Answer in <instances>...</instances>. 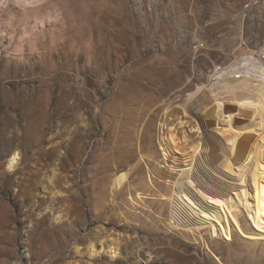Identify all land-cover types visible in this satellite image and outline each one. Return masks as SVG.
I'll use <instances>...</instances> for the list:
<instances>
[{
    "label": "rangeland",
    "instance_id": "374dc122",
    "mask_svg": "<svg viewBox=\"0 0 264 264\" xmlns=\"http://www.w3.org/2000/svg\"><path fill=\"white\" fill-rule=\"evenodd\" d=\"M74 1L65 0L66 10L71 14L76 6V15H83ZM253 1L110 0L113 20L105 27H100L97 10L89 24L83 23L84 15H69L57 27H63L77 47L86 42L85 49H99L102 39L96 32L103 31L111 53L105 59L95 54L92 70L86 68L81 77L74 69L39 74L24 67L23 72L2 76L7 53L18 47L5 48L9 41L0 36V264H264L261 242L239 235L231 241L212 240L204 234L205 243L177 228L183 215L177 210L190 200L186 160L204 139L203 123L195 114L208 108L215 94L232 98L221 83L240 80L232 75L218 80L215 68H230L243 55L264 49V2L246 8ZM233 29H238L237 48L229 45ZM184 39H189L187 46L181 43ZM28 53L27 47L26 61ZM78 85L93 96L85 107L88 131L74 108ZM98 98L102 108L97 119L89 113ZM73 125H81L80 135L73 133ZM171 133L176 144L170 141ZM12 155L22 161L17 172L9 174ZM203 162L199 166L205 172ZM123 173L128 180L116 189L114 179ZM43 184L66 193L58 208L69 212L63 223L41 220L33 210L38 201L50 203L42 198ZM137 192L147 197L135 206L130 198ZM163 195L170 202L162 201ZM91 243L98 251L95 257L88 251Z\"/></svg>",
    "mask_w": 264,
    "mask_h": 264
},
{
    "label": "bare ground",
    "instance_id": "6f19581e",
    "mask_svg": "<svg viewBox=\"0 0 264 264\" xmlns=\"http://www.w3.org/2000/svg\"><path fill=\"white\" fill-rule=\"evenodd\" d=\"M76 1H74L75 5L76 3H78V7L82 9L81 11H83L84 16L81 15L80 13L76 15L77 13L75 10L76 6L72 8L73 11L71 12V14H69V12L66 10L64 5V3L67 2V1L65 2V0H0V36H2V38H7L9 41V46H6L5 48L9 47L8 49H10L12 47L14 49L13 46L18 47V50L15 48L18 52L16 50L13 51L12 49L13 52H9V54L7 53L8 56H6V60H5L6 62L2 71V76L7 75L11 71H14L16 73L15 70H19L20 68L24 67V69H28L31 72L38 71V73L40 72V73H48V74L51 70L55 71V69H59L58 72L61 70L70 71L71 69H74L77 77H81L83 76V72L85 71L86 68L92 70L93 68L92 59L95 54L101 56L103 59H105V57L109 55L110 50L106 48L107 46L105 47L106 38L104 36L105 34L103 33V31L96 32L99 33L98 35H100V36L96 35L98 37V40L100 37H101L100 39L102 40H101L100 48L94 50L92 47L89 49H85L86 42H82L80 46L77 47L74 39H71L69 37L70 35L67 34V32H65L64 28L57 27L60 21L66 20L67 18H69V15L72 16V18H74L79 16V14L81 17L82 16L84 17L83 23L86 22V24L87 23L89 24L93 20L92 14L94 10H97L99 12L98 20L100 27L101 25L103 27L107 26L113 20L109 11L110 0H76ZM259 15L263 16L262 14ZM180 20L182 23H184V18H181ZM116 22L117 21H115V23ZM26 26H29L30 29L27 30V28L29 27ZM22 27L23 28L26 27V30L25 28L22 29ZM236 30L235 29L232 30L234 31L232 33V38L231 36L228 35L231 38L229 39L231 44L228 41V39H226V43L228 41L229 45H234L236 41V38L238 36V32ZM47 32H49L50 35L49 39H48V35L46 37ZM38 33H41V35L43 34L42 36L44 37H42L41 39V35L40 34H39L40 36L37 35ZM116 33L115 36L120 37L117 36ZM228 36L226 35V37ZM92 39L95 38H93L92 36ZM0 40H3L4 42V39H0ZM187 40L189 39H184L183 41H181L182 45L187 46ZM89 42L90 44L92 43V41ZM3 44L5 45V43ZM27 47L29 50L28 53L29 55L27 57L28 58L27 61L29 62L28 64L27 61L24 60L25 58L23 56L24 50ZM235 47L237 48V46ZM255 52L259 54V56L262 58L264 54V49L263 50L260 49ZM254 53L248 56L243 55V58L241 60H244L245 63L250 64V62H253L256 59L253 58ZM106 60L108 61L107 58ZM106 60L104 61L106 62ZM233 67L235 68L236 66L234 65ZM91 73L94 74L93 71ZM62 74L64 75V73H61L60 75L62 76ZM216 74L218 75V76L216 75L218 80L221 78H222L221 80L223 79L227 80V76H231L230 74H232V65L230 66V68L225 69L224 74L220 72H216ZM234 75L235 76L232 75V77L230 78L232 79L235 78L240 80L233 81L232 79L228 78L229 79L228 81L232 80L233 82L231 81V82L221 83L223 92L224 89L225 91L228 89L227 91L230 90L229 92L233 93L234 96L226 100L225 99L226 96L222 97V95L218 96V94H215L217 96L214 95V98L211 100V102L209 101L210 102L209 107L204 109L202 112L199 111L196 112L195 114L196 119L199 120V121L197 120L199 124L203 123L201 124L203 127L201 133H203L204 139H202L203 140L202 143H198L197 145H194V147L191 146L193 147L192 153H190L191 156L188 158L189 160H186L189 161L187 167L188 173H187L186 185L190 193V200L188 201V203L186 202L185 205H182L177 210L178 211L177 215L183 213L181 219L177 224V228L178 230L180 229L182 233L189 234L190 237H192L193 239L205 243L207 242L206 239L204 238V234L209 235L212 240L225 239V241L226 240L231 241L234 239V236L239 235L242 237V239L243 238L245 240L248 239L255 244L256 243L260 244L259 242H261L264 245V74L262 72H259V74L256 75L245 74L243 76L241 75L239 76L236 73ZM65 76L67 77V75ZM51 80H53V78ZM48 82L46 81L45 85H47ZM72 83L75 82L72 81ZM49 87H50V82L48 83V88ZM86 89L87 88H85L84 85H78L76 92L74 93L73 99L75 100L76 107L74 106V108H76V112L78 114L77 117L80 118V119L78 118L80 120V124L85 128V130L88 131L90 128V123L88 120L90 119H88L87 118L88 116L86 117L85 115V107L87 102L90 101V97L92 95L90 96L89 91L87 93ZM212 91L210 93H212ZM90 92L92 94V91ZM9 96H10L9 93H7L6 97L8 98ZM64 98L65 97H63V99ZM66 100H68V98ZM66 100L64 101L66 102ZM165 103H167L166 105H168L170 101H166ZM169 105L168 108H165L167 110L165 111L166 113L170 110ZM101 106H102L101 101L98 98L96 106H94L96 107L95 111L92 114L89 113V115H92V117L97 118V115L100 113V109L102 108ZM5 110L8 112L7 107L5 108ZM187 110L185 111L187 112ZM73 113H71L70 115H72ZM22 114H25V112L23 111ZM172 114H170V116ZM191 114L192 113L190 111V114L188 115ZM70 126L72 127L71 124ZM80 126L73 125V130H74L73 133H76L77 135V132H80L81 129ZM200 127L201 126H199V128ZM65 128L69 129L68 126ZM81 133L83 136L86 135V132L85 134L84 132ZM90 134L92 135V133ZM76 135H73L72 138L74 139ZM78 135H80V133ZM64 136L67 135L64 134ZM202 137L203 136H201V138ZM83 138L85 139V137ZM185 139H187L186 136ZM170 141L173 144L174 143L176 144L177 142V139L175 138L173 133H171L170 135ZM80 143L75 142V144H80ZM77 146L79 147V145ZM80 146H82V144ZM77 149L79 150V148H76V150ZM11 151L12 149L6 152V153L9 152L8 156L11 153ZM163 151H166V149H164ZM78 153L83 154L82 151ZM165 153H166L165 156H168L169 152H165ZM14 155H12L10 160L8 161L9 172L16 171L19 168L18 165H20L22 161V160L19 161V159H17L19 158L16 157L17 155L16 156ZM77 156L79 155L76 153L75 158H77ZM201 157L203 159L205 158L204 159L205 163L202 161L204 163L202 167H204L205 172H203L201 170V167L199 166V163H201L200 165H202ZM70 158H71L70 160L74 161L72 157ZM77 159H79V157ZM77 159L75 160L77 161ZM11 172L9 174H11ZM127 175L128 174L123 173L114 179V185H115L114 187L116 189L121 188L122 185L128 180ZM150 184L154 186L153 180H150ZM40 188L42 189L41 193L44 192L42 194V198L44 200H46V198H49L50 200L49 199L47 200L48 202L50 201V203L46 205L45 202L47 201H45L43 205L41 201H38L34 205L32 204L33 210L37 212L38 217L41 220H47L55 224L63 223L65 218L68 216L69 212L67 211V213H65L59 211L58 208L62 207L61 206L62 203L66 200L67 198L66 193L64 191L59 192L58 190L57 192H54L55 191L54 187H52L53 189H51L47 184L46 185L43 184V186ZM48 193H51V195H49ZM146 197L147 196H144L141 193L138 194L137 192L135 198L131 196L130 199L133 205L136 206V205H140L144 201V199H146ZM161 200L162 201L168 200V202H170V199L166 195H163ZM165 226L169 228L168 224H166ZM172 226L175 227L174 223L172 224ZM172 231H177V230L175 228H172ZM88 247H89L88 251L90 253V256L95 257L98 254L97 253L98 251H96L95 248V244L91 243L90 246ZM111 252L113 255H116L117 253L116 248L115 249L111 248Z\"/></svg>",
    "mask_w": 264,
    "mask_h": 264
},
{
    "label": "built area",
    "instance_id": "2783aa9c",
    "mask_svg": "<svg viewBox=\"0 0 264 264\" xmlns=\"http://www.w3.org/2000/svg\"><path fill=\"white\" fill-rule=\"evenodd\" d=\"M259 0H254L251 3L246 4V8L247 7H251L252 5H256V2ZM260 2H264V0H260ZM259 3V2H258ZM252 54V53H251ZM252 58V57H250ZM253 58H256L253 62L249 63H245L244 60H238L237 63H235L234 65L236 66L235 68L232 66V74L230 75H234L235 73L237 75H245L246 73H248L249 75H256L259 74V72H262L264 74V55L262 56V58L259 56V54H255ZM241 59V58H240ZM216 72H220V73H225V66H218L215 68Z\"/></svg>",
    "mask_w": 264,
    "mask_h": 264
}]
</instances>
